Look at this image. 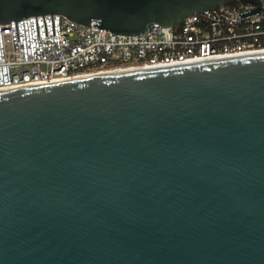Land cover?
<instances>
[{"label": "water", "instance_id": "95a60500", "mask_svg": "<svg viewBox=\"0 0 264 264\" xmlns=\"http://www.w3.org/2000/svg\"><path fill=\"white\" fill-rule=\"evenodd\" d=\"M242 1L0 0V25ZM0 264H264V52L0 89Z\"/></svg>", "mask_w": 264, "mask_h": 264}, {"label": "built area", "instance_id": "2783aa9c", "mask_svg": "<svg viewBox=\"0 0 264 264\" xmlns=\"http://www.w3.org/2000/svg\"><path fill=\"white\" fill-rule=\"evenodd\" d=\"M255 52H264V0L214 6L136 35L96 21L84 26L57 14L32 16L0 25V89Z\"/></svg>", "mask_w": 264, "mask_h": 264}, {"label": "bare ground", "instance_id": "6f19581e", "mask_svg": "<svg viewBox=\"0 0 264 264\" xmlns=\"http://www.w3.org/2000/svg\"><path fill=\"white\" fill-rule=\"evenodd\" d=\"M255 53H263V52H255ZM255 53H251V54H255ZM134 70H137V69H133V68H120V69H117V70L101 71V72H95V73H90V74H80V75L75 76V77H72V78L89 77V76H100V75H107V74L128 72V71H134Z\"/></svg>", "mask_w": 264, "mask_h": 264}]
</instances>
